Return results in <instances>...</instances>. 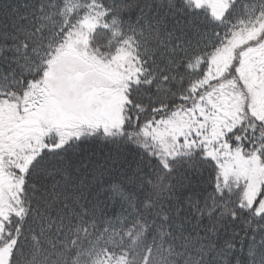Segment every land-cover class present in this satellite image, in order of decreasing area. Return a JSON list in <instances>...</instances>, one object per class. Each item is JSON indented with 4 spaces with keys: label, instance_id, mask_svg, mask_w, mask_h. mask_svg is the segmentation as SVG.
<instances>
[{
    "label": "snow or ice",
    "instance_id": "obj_1",
    "mask_svg": "<svg viewBox=\"0 0 264 264\" xmlns=\"http://www.w3.org/2000/svg\"><path fill=\"white\" fill-rule=\"evenodd\" d=\"M0 21V264H264V0Z\"/></svg>",
    "mask_w": 264,
    "mask_h": 264
},
{
    "label": "trees",
    "instance_id": "obj_2",
    "mask_svg": "<svg viewBox=\"0 0 264 264\" xmlns=\"http://www.w3.org/2000/svg\"><path fill=\"white\" fill-rule=\"evenodd\" d=\"M0 22H2V21H0ZM85 149H86V151H85L86 156L93 155L94 153L98 155L99 152L101 151L100 146H87L86 145ZM105 151H106V149H105ZM208 191L210 192L211 189H209Z\"/></svg>",
    "mask_w": 264,
    "mask_h": 264
}]
</instances>
